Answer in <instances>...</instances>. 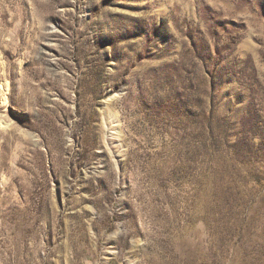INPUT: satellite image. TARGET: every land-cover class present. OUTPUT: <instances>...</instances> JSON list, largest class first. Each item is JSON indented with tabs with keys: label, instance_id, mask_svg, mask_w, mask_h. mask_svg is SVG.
Wrapping results in <instances>:
<instances>
[{
	"label": "rangeland",
	"instance_id": "obj_1",
	"mask_svg": "<svg viewBox=\"0 0 264 264\" xmlns=\"http://www.w3.org/2000/svg\"><path fill=\"white\" fill-rule=\"evenodd\" d=\"M0 264H264V0H0Z\"/></svg>",
	"mask_w": 264,
	"mask_h": 264
}]
</instances>
